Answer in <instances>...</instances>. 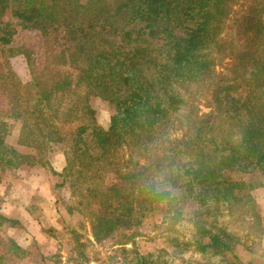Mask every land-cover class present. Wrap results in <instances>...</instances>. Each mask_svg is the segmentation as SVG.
Returning a JSON list of instances; mask_svg holds the SVG:
<instances>
[{
  "label": "trees",
  "instance_id": "1",
  "mask_svg": "<svg viewBox=\"0 0 264 264\" xmlns=\"http://www.w3.org/2000/svg\"><path fill=\"white\" fill-rule=\"evenodd\" d=\"M243 1L235 33L224 38L239 0H0V130L20 124L15 146L31 150L20 163L29 167H49L41 155L68 143L60 186L93 238L72 231L76 264L97 263L94 245L135 254L130 264H169L127 248L141 222L136 207L179 227L173 257L194 252L200 264H221L230 240L259 249L252 192L264 186V0ZM22 31L57 36L46 72L34 50L19 52L28 83L11 63ZM226 57L236 64L219 75ZM96 101L115 107L108 127L97 123ZM199 102L211 112L201 113ZM4 135L3 152H17ZM232 168L250 181L225 178ZM110 175L124 185L110 184Z\"/></svg>",
  "mask_w": 264,
  "mask_h": 264
},
{
  "label": "rangeland",
  "instance_id": "2",
  "mask_svg": "<svg viewBox=\"0 0 264 264\" xmlns=\"http://www.w3.org/2000/svg\"><path fill=\"white\" fill-rule=\"evenodd\" d=\"M240 5L248 4L239 0L238 4L234 5V12L230 14L229 20L223 28L222 37L230 38L235 33L238 19L235 11L241 9V12H244L246 10ZM239 17L241 18V16ZM56 38V34L43 37L40 33L27 31H22L15 37L12 47L16 48L17 55L12 57L11 63L22 82L28 83L31 78L25 58L19 52L24 50V47L34 50L37 53L39 70L46 72L45 69L52 65L50 63L53 61L51 53L54 49L51 46L53 45L55 48ZM59 63L57 61V64ZM217 64L216 70L219 75L228 76L230 68L236 64V60L233 57H226ZM66 69L67 67L64 68V70ZM54 94V105L58 108L62 103V91L56 90ZM202 98L204 97L201 95L200 99ZM0 102H3L1 97ZM96 104L97 123L101 127H108L111 116L116 114L115 107L101 101H96ZM206 106L203 102H199L198 107H200L201 113L211 112L210 108ZM44 113L50 114L47 109H44ZM179 114L173 113L178 118ZM55 123L59 126L56 119ZM19 133L20 124L14 120L9 123L6 130H0V136L5 134L4 142L13 148L16 147ZM177 135L175 134V136ZM67 146L68 143L51 145L46 156L41 155V160H47L49 167L36 165L37 169L35 170L28 169V164H20L24 160H30L24 158L27 154H31L29 148L21 147L19 149L16 147L19 149L15 148L19 153L12 151L7 155L0 147V207L2 210L3 208L9 210L10 218L8 222L0 219V264H76L70 245L73 240L72 231H76L84 238L89 235L93 241L91 228L87 221L82 216L74 214L76 211L74 213L70 211L73 201L68 186H60L61 179L58 174L62 173L66 165L67 159L64 152L65 149H69ZM18 164L21 166H16ZM251 177V175H243L239 168H232L225 172V178L229 180L250 181ZM109 183L118 186L124 185L115 175H110ZM252 195L256 200V210L253 213L256 230H253V236L260 237L259 249L257 248V252L253 254L242 246H235L230 240V244L234 248L228 253L226 260L220 261L221 264H228V262L229 264H250L254 261L256 262L254 264H264V186L253 190ZM42 202L45 203L43 210L40 207ZM186 205L188 204H185L182 209L183 216L191 218L193 206L192 204L191 207ZM12 207H16V211L11 212ZM135 216L141 222L135 228L137 238L127 246L129 250H132L135 244L137 245L135 252H139L149 260L156 261V255H158V257L164 256L169 264H200L198 255L194 252L187 253L181 258L171 255L169 241L170 238L178 235L173 233L179 229L177 225L169 227L157 212L143 213L138 207H136ZM19 218L22 220V225L19 223ZM119 242H123V239ZM18 244L24 246L22 251ZM89 255L93 261L98 260L97 263L91 262L90 264H100L101 262L107 264L135 263V254L124 255L119 250L99 245L90 248Z\"/></svg>",
  "mask_w": 264,
  "mask_h": 264
},
{
  "label": "crops",
  "instance_id": "3",
  "mask_svg": "<svg viewBox=\"0 0 264 264\" xmlns=\"http://www.w3.org/2000/svg\"><path fill=\"white\" fill-rule=\"evenodd\" d=\"M28 169H32V170H35V169H37V166H35V167H28ZM40 207H42V209L41 208H39V209H41V210H43L44 209V207H45V203L44 202H42L41 203V206ZM2 208H3V203H2ZM16 207H12L11 208V212H14V211H16ZM5 213V214H4ZM8 213H9V210H6V209H4L3 208V210L1 209V207H0V215H3V216H5L6 217V219H10L9 218V216H8ZM3 220V219H2ZM3 221H6V220H3ZM9 220H7V222H8ZM19 223H20V225H22V220L19 218ZM19 245V247H20V250L22 251V249L24 248V246L23 245H21V244H18ZM247 263V262H246ZM254 263H256L255 261H254ZM254 263H250V264H254Z\"/></svg>",
  "mask_w": 264,
  "mask_h": 264
}]
</instances>
